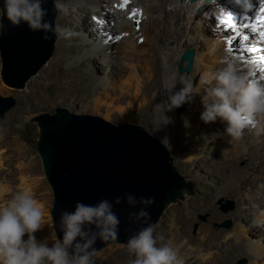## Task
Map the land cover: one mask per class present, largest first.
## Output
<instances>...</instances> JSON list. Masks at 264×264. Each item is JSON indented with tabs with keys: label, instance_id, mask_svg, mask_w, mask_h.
Wrapping results in <instances>:
<instances>
[{
	"label": "rangeland",
	"instance_id": "374dc122",
	"mask_svg": "<svg viewBox=\"0 0 264 264\" xmlns=\"http://www.w3.org/2000/svg\"><path fill=\"white\" fill-rule=\"evenodd\" d=\"M59 2L64 7L61 10H57L56 27L58 33L55 51L47 63L27 82L24 88H15L4 83L1 77L2 63L0 56V95L4 97L11 96L16 100L15 106L7 111L3 117H0V156L3 157L4 163L2 167L0 166V188L6 189L0 197V205L11 200L17 192L26 191L24 188L28 183V188L32 189H29L31 194L34 195L39 204L43 205L45 210L46 225L42 231L36 233L37 239L47 240L49 245L58 241L51 213L53 191L46 179L43 160L37 150L40 129L34 118L41 113H53L56 107H67L76 113L101 116L116 125L125 123L141 125L161 141L165 137L168 138L173 164L186 180L191 182L192 186L187 198L178 199L166 207L154 225V235L157 238L166 233H171L169 235L171 239L173 234H176L173 230L182 225L183 218L192 219L193 222L189 231L192 236L198 239L206 234L203 227L205 224H211L213 230L234 228L233 213L241 205L244 207L248 205L258 206L261 196L259 193L264 190V135L253 138V131L245 130L244 134L248 135V140L245 141L247 142L245 143L246 146L241 145L249 148L252 147L253 141L258 142L260 151L255 148L253 150L257 153H262L259 160L262 163L255 165L256 163L250 162V156L246 155L234 163L236 167L231 168L230 166H225V159L227 156L232 157L235 155L236 150L231 143L233 140L227 138L229 135L225 131L215 137V131L212 132L214 124L223 123L219 118L215 122L207 124L200 118H196L191 122L190 127H188V124L182 127V124L186 123L182 119L184 114L191 110V103H186V108L182 113H178L177 109L172 111L174 114H172V117L171 112L167 113L169 117H175L173 120H177L173 121L175 124L170 123L164 127L162 121L166 118L165 113L162 108L157 107L161 101L166 99V95L162 94L160 89L163 79L159 71L156 53L155 42L157 35L155 36L151 26L150 28L148 27L149 20L145 19L144 13L140 18V23L138 22L133 26L135 30L133 29L132 36L129 32L128 34L125 32L126 34L124 33V35L122 33L120 39H118L120 42L117 41L112 48V51H116L118 56L127 51L133 54L134 65L139 67V77H134L130 70L124 69L127 64L126 61H120L118 69H116L117 74L108 77V82L102 81L101 77L104 76V69L101 67V58L90 62L86 61L88 59L84 57L85 63L71 62L72 56L82 53V46L75 47L72 51L64 52L63 55L67 56L60 63L55 64L61 41L66 40V43L71 44L73 47L74 44H80L77 37L72 40L65 37L59 25V21L63 17V11L67 6L71 7L72 4H66L62 0H59ZM250 4L252 5L251 8L245 7V4L241 6L244 12L241 10H238V12L242 15L248 14L255 21L264 6L257 3ZM73 7L74 10L71 13L75 15L78 12V8L77 5ZM209 7L205 10L201 9L198 13L206 16L214 9L219 10V8L210 7L211 11H209ZM140 11L143 12L142 9ZM1 16L2 12L0 9V20ZM72 21V27L79 24L75 19ZM203 21L206 23L208 32H203L200 21L196 19V23H192V25H196L195 29L185 30L182 33L183 36L180 35L183 41L191 43V46L183 51L186 52L189 49H193L194 60L199 50L206 53V58L213 57L218 48L212 49L216 45L222 46V44H224V51H227L226 47L234 50L235 54H231V57L238 59V62L243 61L244 56L253 55L251 52L253 51L252 49H255L253 47L254 39L252 42L245 43L247 34L243 33L244 29L240 28L239 32H235L236 28L230 27L229 32L226 33L231 34L223 36V32L217 27L221 22L218 23L215 18ZM211 21L215 23H211ZM247 27L250 26L247 25ZM260 32L261 30L256 33L260 34ZM236 34L241 35L238 39V43H241L233 46L231 45L233 41L229 37H234ZM97 35L102 38L100 33H97ZM195 38H199V41H196ZM121 40H125V42L120 44ZM217 40L221 42L219 41L218 43ZM228 42L231 43L229 46L226 45ZM159 43H164V39H160ZM235 47L246 48V54L244 50V56L243 54L239 56L240 51L238 48L234 49ZM184 52H182V55ZM98 56L100 57V53ZM220 59L218 58L216 62L211 63L212 66L214 65V67L211 66L212 72H216L225 66V63L220 62ZM194 60L190 71L180 72L179 64L176 66L179 84H181L180 80L182 79H190L194 86H197L202 81L203 73L195 68ZM187 62L185 61L184 67L187 66ZM90 65L94 72L89 79L79 80L76 76L68 74V72L77 68L83 74ZM261 71L264 74V70L262 69ZM107 73V75L110 74L109 71ZM107 75L105 76L107 77ZM65 76H68V79L62 80ZM66 80L68 81L66 82ZM36 81H38V85H36ZM60 87L62 88L59 89ZM202 111L203 107H200L199 114ZM179 132L182 135L185 133V136L187 132L189 137L186 136L182 139L180 136V140L182 139L180 144L175 145L173 140L176 141L178 139L176 136ZM249 141L252 143H249ZM238 149H240L239 145ZM226 223L229 224L225 225ZM260 223H263V221ZM248 235L252 237L253 242L259 240L256 236L257 234H253V232L248 233ZM250 240L251 238L245 239L240 233L239 243L244 244ZM160 244L158 240V246ZM122 249H127L125 243L110 244L95 252L92 258L93 262L94 264H130V261L133 260L131 258L133 255L123 252ZM241 253L242 251L239 249L233 251L230 257L235 260L233 262L226 260L224 264H240L241 262L243 264H257L253 258L246 257Z\"/></svg>",
	"mask_w": 264,
	"mask_h": 264
},
{
	"label": "water",
	"instance_id": "95a60500",
	"mask_svg": "<svg viewBox=\"0 0 264 264\" xmlns=\"http://www.w3.org/2000/svg\"><path fill=\"white\" fill-rule=\"evenodd\" d=\"M42 6L47 9L45 20L52 25L50 31H33L23 22L13 26L5 15L4 0H0L5 25L0 32L1 77L11 87L24 88L55 51L57 9L53 0H45ZM193 60V49L184 52L180 72L190 71ZM15 104L13 97L0 95V117ZM185 108L186 104L177 108V112L182 113ZM34 120L40 129L37 150L53 191L51 213L58 240L63 236L61 212L74 211L77 202L87 205H95L102 199L113 202V211L121 221L119 235L116 240L98 238L93 247L99 251L110 244H127L131 235L149 224L154 226L170 203L187 198L190 193L192 184L174 166L169 148L141 125H116L101 116L76 113L67 107L38 114ZM183 190L186 196H181ZM126 194L137 200L154 198L146 209L150 218H129L130 213L138 212L144 205L133 207L126 199L114 203L116 197L124 198Z\"/></svg>",
	"mask_w": 264,
	"mask_h": 264
},
{
	"label": "bare ground",
	"instance_id": "6f19581e",
	"mask_svg": "<svg viewBox=\"0 0 264 264\" xmlns=\"http://www.w3.org/2000/svg\"><path fill=\"white\" fill-rule=\"evenodd\" d=\"M62 1L65 2L66 4L68 3L72 4V6L71 7L67 6L66 9L63 11L62 13L63 17L59 21L60 28L63 30L62 32H64L65 37H67L69 40H72L75 37H77L80 44L78 45L74 44L73 47L71 46V44L66 43V40L61 41L59 43V54L55 59V64L60 63L62 59H64V57L67 56V55H63L64 52H69L70 50L71 51L74 50L75 47L82 46L83 49L82 53L76 56H72L71 62H79V63L82 62L85 63L86 61L94 62L97 58H101L102 60L101 67L104 69L103 71L104 76L101 77L102 81L105 80L106 82H108L107 81L108 77L117 74L116 69H118V64L120 61L121 62L126 61L127 64L125 65L124 69L130 70V73H132L134 77L135 76L136 78L139 77L138 76L139 67L134 65L133 62L134 58L132 57L133 54H130V52L127 51L121 56H118V53H116V51H112V48L114 44L118 41V39H120L122 33L124 35L125 32L127 34L129 32L131 33L132 36V31L134 29L133 26H135L138 22L140 23V18L141 16H143L144 13L145 19L149 20L148 27L150 28L151 26V28L155 32V36L157 35V40L156 42L155 41L154 42L156 44V53L159 64L158 65L159 71L163 79V82H161L162 84L160 86L162 94H165L167 96L168 93L165 86L172 82L173 77L176 80L175 90H178L179 88L182 87V85L178 83L179 75L176 66L181 61V55L182 52H184L183 50L191 46V43H187L186 41H183L181 36H183L182 33L185 30L195 29L196 25H192V23H196V19L200 21L199 23L203 28V32H208L206 30L207 29L206 23L203 20L205 19L213 20V18L217 19L218 23L221 22L220 24L217 23L218 24L217 27L220 28L221 32H223L222 33L223 36L231 34V33H226L229 32L228 30L230 29V27H232L233 29L236 28L235 32H239L240 28L244 29L243 33H246L248 36L245 37V43L252 42V40L254 39L253 47L261 51V53H259V51H252L251 54L253 55L244 56L243 51L245 50V54H246L247 49L235 47L234 49L238 48L240 51L239 56H242V54L244 56L243 61H239V62L237 61L238 59H235V57H231V54H235L234 50H230V48L228 49L226 47L227 51H224L225 50L223 46L224 44H222L223 47L221 45L218 46L216 45L215 48L212 49L214 50L218 48V51L214 53L213 57L211 56L206 58V53H204L202 50L197 51L194 64H195V68L203 73L202 81L207 79L210 76V74L213 73L212 67H214V65L212 66L211 63L216 62V59L218 58H221L220 62H224L225 64L228 61L236 62L239 69L242 72L250 73V76L253 79H260L261 77H264V74L261 71L262 69L264 70V59H262L264 58V39L261 38L260 36L261 34L256 33L259 30H257V28L255 27H252V25L256 23V20L253 21L250 18V16L246 13H245L246 15L245 14L242 15L239 14L238 12V10L244 12L241 6L247 3H253V4L257 3L264 6V0H212V1L62 0ZM74 5H77L78 12H76L75 15H72L71 11L74 10L73 7ZM209 6L211 8H219V10L214 9L211 11ZM208 7L210 9L209 11H211L210 14L204 16L203 14L201 15L198 13L201 9L205 10ZM141 9L143 10V12L140 11ZM229 13H231V15L233 16L232 25L224 24L221 19L222 17H225ZM74 19L79 24L73 25L72 27V22H73L72 20ZM211 23H215V22L211 21ZM247 25H249L250 27H247ZM56 30H58L57 27ZM260 30L264 31V28H261ZM97 33H100L102 38L99 37L98 36L99 34L97 35ZM240 37L241 35L238 34H236L234 37H229L233 42L231 44L230 41L226 45L228 46L230 44L233 46L239 45L241 43V42L238 43V39ZM160 39H164V43H159ZM195 40L199 41V38H195ZM220 40H217L218 43ZM123 42H125V40L124 41L121 40L120 44H122ZM99 53H100V57L98 56ZM216 54L218 55L216 56ZM84 57H86L88 60L84 61L85 60ZM93 70L94 69L90 65L88 68H86L83 74L79 71L78 68L73 69L72 71L68 72V74L70 76L71 75L76 76L79 80H84L85 78L86 79L91 78L94 72ZM108 71L110 72L109 75H107ZM105 75H107V77ZM64 79H68V76L62 78V80ZM67 81L68 80H66V82ZM202 81L197 85L200 86V94L194 96V101L191 102V110L186 112L184 114V117L182 118L184 119V122H186L182 124L183 125L182 127H184L187 124L188 127H190L192 124L191 122L193 120H195L196 118H200L199 108L203 107L201 102V97L204 95V87H206V85L202 84ZM36 85H38V81H36ZM62 87H60L59 89H61ZM172 114L173 112L171 111V117ZM226 126H227L226 122L223 123L219 122L214 124V129H212V132L215 131L214 137L224 132ZM186 134L188 135L187 132ZM167 135L168 134L166 132V136ZM252 135L253 138L257 137L254 134V132H252ZM180 136L182 139L186 137L185 133L182 135L179 132V134L176 136L178 139H176V141L173 140L175 145L180 144L182 140V139L180 140ZM227 138L229 140H233V142L231 143L232 146H234L233 148H235L236 152L234 156L226 157L225 159L226 167L228 166H230L231 168L236 167V164L234 163H236L239 159L243 158L246 155L250 156L251 163L252 162L256 163L255 165H259L262 163L259 162L262 153H257L253 150V148H255L260 151V147L258 146L259 144H257L258 142L256 143L255 141H253V144H251L252 147L245 148L242 147L241 145L246 146L245 143L247 142L245 141L248 140V135L244 134L239 140L237 139L235 140L230 136H227ZM251 141H249V143ZM238 145L240 146V149H238ZM3 165H4L3 157L0 156V166L2 167ZM22 172L25 173L24 171ZM28 187L29 184L27 183L24 188L27 192L32 190ZM5 191L6 189L0 188V197L2 196V193ZM29 193H31V191ZM259 194L261 196L258 202V206L253 207L252 205H248L244 207L241 205L238 207V210L233 213L235 226L232 229L220 228L218 230H213L211 224H205L203 225V227L205 228L206 234L202 238L198 239L192 236L189 231L190 226L193 222L192 219L183 218L182 225L176 228V230H173L175 231L176 234L175 235L173 234L171 239L169 238V235L171 233H166L165 235L159 236L164 238L162 241L159 240V237L158 240L161 244L170 243V245L177 252V258L179 261H181V264H224L226 260L233 262L235 259L231 258L230 254L233 251H237L238 249L241 250L243 255H245L246 257L253 258L255 263L264 264V195H263L264 190H262V192ZM182 195L186 196L185 190L182 191L181 196ZM214 212L216 214L215 209ZM261 221H263V223H260ZM252 232L253 234H257L256 236L259 238L258 241L253 242L252 237L248 235V233H252ZM240 233L243 235L245 239L251 238V240L245 242L244 244L239 243ZM122 251L128 253L127 249H122ZM131 258L134 259L135 257L133 256Z\"/></svg>",
	"mask_w": 264,
	"mask_h": 264
},
{
	"label": "clouds",
	"instance_id": "9594fccd",
	"mask_svg": "<svg viewBox=\"0 0 264 264\" xmlns=\"http://www.w3.org/2000/svg\"><path fill=\"white\" fill-rule=\"evenodd\" d=\"M45 0H4V11L7 20L13 26L27 23L33 31L52 30V25L45 20L47 9L42 6ZM54 8L61 10L64 6L59 0H53ZM247 8L252 5L247 3ZM0 20V30L4 29ZM45 39H48L45 36ZM182 87L176 88V80L167 84V96L157 107L162 108L166 118L163 125L173 123L166 113L194 101L200 94V86H194L190 79L180 81ZM204 95L201 97L203 111L200 119L205 123L215 122L219 118L226 122L225 132L234 139H240L245 130H251L259 137L264 135V77L253 79L250 73L242 72L236 62L228 61L225 66L210 74L202 81ZM161 143L170 147L168 138ZM122 199L135 207L144 205L136 213H130L139 220L150 218L147 206L154 203V198L140 197L137 200L132 194L124 198L116 197L114 203ZM121 221L113 211V202L100 200L95 205L77 202L72 212L62 211L60 229L61 240L49 243L38 240L36 233L46 225L45 210L34 195L26 191L17 192L11 200L0 205V264H94L93 247L96 240H116ZM92 226L95 227V231ZM79 238V240L77 239ZM159 237V240H163ZM127 251L135 258L130 264H181L177 252L170 243L158 246L154 235V226L140 229L131 235L126 244Z\"/></svg>",
	"mask_w": 264,
	"mask_h": 264
},
{
	"label": "snow or ice",
	"instance_id": "6c2138e0",
	"mask_svg": "<svg viewBox=\"0 0 264 264\" xmlns=\"http://www.w3.org/2000/svg\"><path fill=\"white\" fill-rule=\"evenodd\" d=\"M221 19L224 24H227V25L233 24V16L231 15V13L227 14L225 17H222ZM252 27L257 28V30L264 28V8H261L260 15L258 19L256 20V23L252 25ZM260 34H261V38L264 39V31H261ZM252 50L259 51V49H252Z\"/></svg>",
	"mask_w": 264,
	"mask_h": 264
}]
</instances>
